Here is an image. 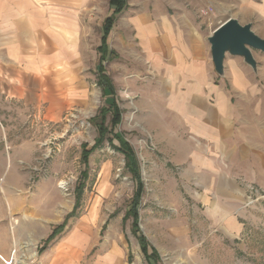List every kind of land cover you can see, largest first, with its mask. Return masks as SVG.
I'll return each instance as SVG.
<instances>
[{
    "label": "rangeland",
    "instance_id": "374dc122",
    "mask_svg": "<svg viewBox=\"0 0 264 264\" xmlns=\"http://www.w3.org/2000/svg\"><path fill=\"white\" fill-rule=\"evenodd\" d=\"M130 2L133 11H147L153 18L163 14L180 20L187 30L196 29L210 54L208 38L228 18L251 24L264 39V0ZM104 5L109 11L110 0L102 1ZM128 14L126 8L117 22ZM102 28L94 25V36H102ZM126 34L131 40L125 52L111 43L115 57L104 66L122 112L114 132L131 145L140 164V232L135 233L132 218H126L136 182L125 156L106 141L90 154L88 167L83 164L84 146L90 150L98 140L101 109L112 101L99 85L98 56L92 60L95 94L90 105L55 118L0 99V264H107L119 256L126 264H148L140 236L158 252L156 264H264L263 135L253 128L251 145L241 146L243 153L236 156L229 152L227 159L215 156L213 170L195 168L192 159L176 164L152 126L160 120L172 127L178 119L166 111V97L156 93L162 79L148 66L139 33ZM253 54L257 72L242 58L228 55L224 77L215 71L212 77L231 89L230 73H246L247 83L256 90L253 109L258 105L264 117V54ZM110 119L106 125L111 129ZM114 145L119 147V142ZM83 181L76 216L45 246L72 213L75 190Z\"/></svg>",
    "mask_w": 264,
    "mask_h": 264
},
{
    "label": "crops",
    "instance_id": "0c3cea01",
    "mask_svg": "<svg viewBox=\"0 0 264 264\" xmlns=\"http://www.w3.org/2000/svg\"><path fill=\"white\" fill-rule=\"evenodd\" d=\"M102 1L0 0V99L55 118L90 105L92 60H100L102 44L93 28L102 27L111 14ZM130 1L129 14L122 22L117 18L108 46L115 42L123 54L131 40L126 32L139 33L145 60L154 77L162 79L156 93L166 97V111L178 119L172 127L159 119L152 126L175 163L192 159L195 168L213 170L215 156L227 159L229 152L236 156L243 153L241 146L251 145L253 128L264 137V117L258 105L253 109L256 90L246 73H230L231 89L214 82L209 46L196 29L187 30L163 14L153 18L147 11H133ZM108 261L126 264L122 256Z\"/></svg>",
    "mask_w": 264,
    "mask_h": 264
},
{
    "label": "trees",
    "instance_id": "16d2710c",
    "mask_svg": "<svg viewBox=\"0 0 264 264\" xmlns=\"http://www.w3.org/2000/svg\"><path fill=\"white\" fill-rule=\"evenodd\" d=\"M128 6V0H110V9L111 14L106 19L103 28H102V44L101 47L98 49L100 55V63H99V85L102 87L104 95L110 96L112 101L111 104L105 106L101 109L100 112V124L98 130V140L96 144L88 150V146H84L83 152V164L88 167L89 156L93 153L97 148L103 145L104 142L108 141L109 144L118 152H121L125 156L126 160V168L132 174L133 179L136 182V189L133 198V202L131 205V209L128 212L126 218H132L133 221V231L135 233H139V208H140V201L142 199L144 193V184L141 178V169L139 160L137 155L135 154L131 145L123 138L121 134L115 133L114 130L117 128L121 123V110L116 102V92L111 80L107 77L104 63L109 61L110 59L115 57V53L111 52L108 46V38L111 31L114 28L116 20L119 15H121ZM111 115L110 123L111 129L106 125L108 116ZM114 141L119 142V147L114 145ZM88 179L87 172L83 173V180ZM85 181L81 182L78 187L76 188V203L74 209L71 214H69L65 220V222L56 227L52 234L48 237L45 241L44 245L48 246L65 228L68 220L72 217L76 216L77 210L80 207L81 200L84 194L85 189ZM140 246L142 252L146 258L148 264H156L159 258L158 252L151 247L149 242L140 236L139 238Z\"/></svg>",
    "mask_w": 264,
    "mask_h": 264
},
{
    "label": "water",
    "instance_id": "95a60500",
    "mask_svg": "<svg viewBox=\"0 0 264 264\" xmlns=\"http://www.w3.org/2000/svg\"><path fill=\"white\" fill-rule=\"evenodd\" d=\"M214 71L219 77L225 75V60L228 55L242 58L254 72L258 63L253 52L264 54V39L252 30V25H242L237 19L228 18L208 38Z\"/></svg>",
    "mask_w": 264,
    "mask_h": 264
},
{
    "label": "bare ground",
    "instance_id": "6f19581e",
    "mask_svg": "<svg viewBox=\"0 0 264 264\" xmlns=\"http://www.w3.org/2000/svg\"><path fill=\"white\" fill-rule=\"evenodd\" d=\"M62 185H63V184H61V186H62ZM35 256H36V254H35V253H33V254H32V257H35ZM7 264H9V263H7Z\"/></svg>",
    "mask_w": 264,
    "mask_h": 264
}]
</instances>
